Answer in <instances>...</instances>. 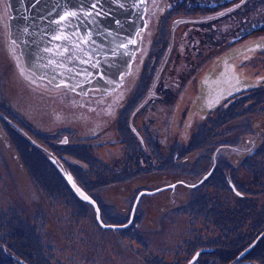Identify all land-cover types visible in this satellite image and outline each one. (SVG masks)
I'll return each instance as SVG.
<instances>
[{"label": "rangeland", "instance_id": "1", "mask_svg": "<svg viewBox=\"0 0 264 264\" xmlns=\"http://www.w3.org/2000/svg\"><path fill=\"white\" fill-rule=\"evenodd\" d=\"M171 1L175 7L166 10V0H150L145 13L154 14L157 5L163 4L159 11L164 43L173 26L179 24L176 31L181 32L189 28L185 20L174 24L176 18L206 11L193 0H180L182 6L178 0ZM252 4L258 7L259 2ZM6 17V2L0 0L4 23L0 27V264H214L216 260V264H228L239 249L216 257L208 252L209 246L227 248L229 239L241 245L248 239L246 229L264 225V174L248 170L251 181L243 179L236 187L241 193L225 179L224 173L229 175L225 160L231 158L225 153L231 151L221 150V143L235 134L238 145L246 144L243 136L257 122L245 119L255 111L248 108V102L237 106L236 116L224 106L209 111L207 121L201 119L204 101L196 88L201 90L206 71L216 68L210 58L214 50L205 46L193 51L190 44L178 54L175 38L161 77L169 87L161 91L152 109L141 114L146 120L141 122L146 138L140 145L122 119L116 118L105 134L96 131L100 135L88 136L87 124H77L67 111L57 116L62 113L57 106L60 90L55 95L26 84L29 79L9 48ZM208 31L213 26L207 23L200 36L210 37ZM186 34V42H193L196 34L189 29ZM152 77L153 72L145 79L149 82ZM134 103L130 100L129 108ZM46 104L52 107L50 117L40 113ZM260 111L258 119L264 116V109ZM63 134L68 135L67 141ZM217 147L226 159L219 157L218 176L201 184L200 176L214 160ZM139 152L144 158L146 152L152 155L156 167L147 163L146 169L143 164L136 169ZM248 160L264 166V147ZM246 175L242 170L238 177ZM71 179L94 193L102 203L99 209L104 222L117 226L99 222L97 208L71 191ZM172 182L176 184L168 186ZM157 187L155 192L142 194L144 188ZM136 199L139 202L131 219ZM263 239L252 245L254 249L263 245ZM195 252L199 256H193ZM246 257L256 259L250 253ZM257 262L264 264V255Z\"/></svg>", "mask_w": 264, "mask_h": 264}, {"label": "flooded vegetation", "instance_id": "2", "mask_svg": "<svg viewBox=\"0 0 264 264\" xmlns=\"http://www.w3.org/2000/svg\"><path fill=\"white\" fill-rule=\"evenodd\" d=\"M158 1L159 0H156L157 3ZM161 1L162 0H160V2ZM204 1L206 0H200V2ZM257 1L259 2V4H257L258 7L252 4L254 0H214V8L212 10L203 11L199 15L193 13L186 14L188 19H185V22L189 25V28L183 27L182 32L176 31V29L179 28L178 24L175 29H172V35L171 37L169 36V41L167 43H164L165 37L160 30L162 9L161 11L159 10L163 4H161L160 8V4H158L159 10L157 12L151 15L148 14L149 16L145 15L147 28L142 35L141 46L134 56L129 72L122 77V80L116 87L105 93H99L96 89L88 91L87 93H79L61 86L50 87L43 80L36 79L29 75H27V77L24 76L25 79H29V81H26V84L28 86L34 84L36 89L46 91V93L50 94H55L60 90L59 93H61V95H55L58 96L57 100L60 101L57 106L61 107L62 113H58L57 116H61L63 110L67 111L68 113L66 115H73V120L77 121V124H87L86 131H89L88 136L100 135L98 132L105 134L109 131L107 127L111 126V123L118 118L119 120L122 119L124 123L127 122L130 131L132 130L134 132L139 139V144L142 145V142H145L144 138H146V133L142 130L141 122L145 123L146 120L141 114L146 112V110L152 109L158 99L161 98V91L163 89L167 90L169 87L165 81L161 82V77L170 52L173 50V45L175 43L177 44L176 48L178 46V54L182 53L190 44H192L193 51L203 50L205 46L212 48L214 52L210 58L213 57L216 62V68L206 71V75L202 78V89L200 90L199 87L196 88V94L204 101L201 108L205 112L202 111L201 114L204 116L201 119H206L207 121L212 113L209 111L212 109L218 111L224 106H226L225 108L227 109H232L229 114L234 111L232 116H236L238 115L236 112L238 111L237 106L242 102H248V108L250 110L255 109V111L245 115V119H249L250 122L256 121L257 125L252 126V134L249 133L250 135L246 134L243 136L246 140V144L244 145L243 141L238 145L237 141L234 140L237 139L235 134H230L229 142H220L222 147L221 150L225 147L224 150L227 149L231 151V153H229V151L226 153L224 152L231 158L226 159L225 155L219 154V147L214 148V160L207 170L202 173L199 182L205 184L209 182L211 178L218 176V168L220 166L219 157H221V159H226L225 161L229 168V175L224 173L225 179L234 186L237 193H241L236 187H239L243 179H248L249 182L251 181L250 171L255 170L260 174H264L263 165L259 164L261 167H257V161L250 163L248 160L251 157H255L261 148L264 147V116L259 119L257 118V116L260 115V110L264 109V0ZM166 4L168 6L166 10L169 8L172 10V8L175 7L174 2L171 0H166ZM149 5L150 0L148 1L147 8ZM207 23L213 26V31H208L210 37L204 38V36H200V31L202 30V26ZM1 26L4 27V23L0 21V27ZM187 29L196 34L193 42H186L187 37L185 36L187 35ZM162 38H164L163 42L161 41ZM171 38L172 42H170ZM175 38L176 42L174 43ZM179 38L180 41H178ZM243 40L247 42L245 43ZM164 45H166V48L161 54ZM160 55L161 59L158 61ZM238 58L240 59L237 61ZM253 68L255 69V76L251 77ZM240 69H243L245 74H242ZM247 71L249 72V77L247 76ZM152 72L153 77L148 82L145 76L147 74L151 75ZM143 86L145 89L142 88ZM249 99L252 100L250 101ZM130 100L135 102L132 108H129L130 105H128ZM43 110L45 111L42 112ZM40 113L43 114V117H50L52 116V107L46 104ZM236 128H238L237 131H243V128ZM62 138L67 141L68 135L63 134ZM140 148L143 149V146H140ZM217 152L218 155H216ZM148 154L149 153L146 152L144 158L142 152H139L140 157L136 169H141V167H143L142 164L146 169V165H148V167L150 165L147 163H152L151 167H154L156 162L152 155ZM67 160L71 161L69 158H67ZM116 168L117 166H115V171H119V169ZM242 170L246 171L247 175L240 178L238 175ZM220 176L223 178L222 175ZM69 184L71 185V183ZM175 184V182H172L168 184V186H174ZM166 186L167 185L159 187L162 189ZM159 187H157L158 189L144 188L142 189V194L155 192L159 190ZM82 188L93 198L95 203L79 195L72 185L70 189L79 198L86 200L88 204L99 208L102 205L100 200L89 188ZM99 189L105 190L106 188ZM138 200L137 202H139ZM134 204L135 202L133 206ZM136 206L137 203L135 204V207ZM135 211L136 208H134V214ZM100 218L104 222V218L101 217V210ZM263 229L264 225L260 228L258 226L254 228L249 227L244 231L248 239L242 241L241 245H238L236 239H229L230 242L227 248L225 245L221 247H214V245H211L209 246L211 250H208V252L214 253L216 257H225L228 256V252L239 249L236 251L238 254L233 259L228 260V264H259L257 262L258 258L264 255V239L263 245H260L259 249H254L252 245L259 243L260 237H264V231L246 251L242 253L241 251L248 246ZM240 235L241 234H238L236 236ZM198 252H195L193 256H196ZM8 253L12 254V252L9 251ZM249 253L256 259L253 260L250 257L245 258ZM217 262L216 260L214 264Z\"/></svg>", "mask_w": 264, "mask_h": 264}, {"label": "water", "instance_id": "3", "mask_svg": "<svg viewBox=\"0 0 264 264\" xmlns=\"http://www.w3.org/2000/svg\"><path fill=\"white\" fill-rule=\"evenodd\" d=\"M6 1L10 44L19 46L29 70L55 85L80 92L106 91L119 83L141 43L146 0ZM69 12L76 15L62 19ZM186 18H176L174 24ZM70 182L79 195L95 203L76 181ZM96 208L103 226H117L103 222Z\"/></svg>", "mask_w": 264, "mask_h": 264}, {"label": "trees", "instance_id": "4", "mask_svg": "<svg viewBox=\"0 0 264 264\" xmlns=\"http://www.w3.org/2000/svg\"><path fill=\"white\" fill-rule=\"evenodd\" d=\"M178 2H180V3H177V5L182 6V4H183L182 1L178 0ZM194 2L196 3L197 6H201L203 8H206V11L212 10L214 8V0H206L204 2H200V0H193V3Z\"/></svg>", "mask_w": 264, "mask_h": 264}, {"label": "snow or ice", "instance_id": "5", "mask_svg": "<svg viewBox=\"0 0 264 264\" xmlns=\"http://www.w3.org/2000/svg\"><path fill=\"white\" fill-rule=\"evenodd\" d=\"M93 7H95V5H93ZM75 15H76V13L69 12V13L66 14V16L62 17V19H67L68 17L75 16ZM55 39H61V37L60 36H56ZM84 198L88 199V197H86V196Z\"/></svg>", "mask_w": 264, "mask_h": 264}]
</instances>
